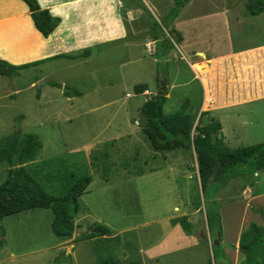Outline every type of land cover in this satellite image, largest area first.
Instances as JSON below:
<instances>
[{
  "label": "rangeland",
  "instance_id": "1",
  "mask_svg": "<svg viewBox=\"0 0 264 264\" xmlns=\"http://www.w3.org/2000/svg\"><path fill=\"white\" fill-rule=\"evenodd\" d=\"M8 1L0 0V18L11 13ZM18 1L19 7H27ZM174 3L165 2L164 8ZM145 12L151 31L160 32L158 18ZM156 14L163 17L158 11ZM22 28L0 27V35L23 44L29 38ZM139 32L133 25L126 38L93 46L89 48L91 55L85 58H50L39 66L21 69L14 77L0 76V138H9L17 129L40 138L43 147L24 165L39 171L35 177L42 186L58 195L62 192L63 173L80 171L92 177L80 198L76 230L70 238H60L53 232L51 209L33 208L6 216L2 220L5 243L0 247V264H209L210 257L214 258V238L205 212L199 208L204 199L195 151H157L142 130L141 107L163 90V82L164 92L168 91V83L176 86L164 106L167 114L181 110L187 99L188 111L196 113L201 102L200 86L189 81V66L183 60L178 82L173 76L176 60L168 61L161 53L153 55ZM165 32L170 37L169 29L165 28ZM13 51H7L8 55L0 53V58L5 56L14 63ZM145 83L150 93H138V86ZM262 120L257 127H264ZM233 126L226 123L227 135ZM261 142L264 134L242 140L232 137L227 145L237 148ZM9 168L8 162L0 161V184L6 180ZM247 184H255L251 189L257 193L264 192V169L231 179L216 194L210 185L205 197H215L220 205L233 198L245 199ZM232 211L225 209L224 223L233 230ZM183 216L195 225L198 252L196 247H189L166 254L159 262L147 263L143 254L146 247L164 250L173 248L176 242L181 246L192 242L183 228L180 231L186 238L178 229L171 230L176 225L174 221ZM241 216L254 221L251 214ZM95 223L109 227L112 234L85 240L79 237ZM229 235L232 240L233 235Z\"/></svg>",
  "mask_w": 264,
  "mask_h": 264
},
{
  "label": "crops",
  "instance_id": "2",
  "mask_svg": "<svg viewBox=\"0 0 264 264\" xmlns=\"http://www.w3.org/2000/svg\"><path fill=\"white\" fill-rule=\"evenodd\" d=\"M38 1L42 8L49 9L53 15L61 18L57 29L48 37L36 29L28 6L19 7L18 0H9L11 13L0 18V27L21 25L22 32H26L23 33L29 38L21 44L0 35V53L8 55L7 51L15 50L12 52L14 64L24 63L25 59L35 60L62 53H80L86 48L112 43L126 38L128 30L132 31L134 25L143 35V41L150 46L149 50L153 55L161 53L168 61L176 60L173 76L177 81L180 79L182 60L189 66V81L198 82L201 102L195 113L193 110L188 111L190 103L188 99L185 100L187 112L199 118L203 112H207L206 120L218 119L222 123V135L226 143L232 137L242 140L247 139L249 135L264 134V127L256 126L264 119V11L252 15L246 5L248 0H224V3L202 4L190 0L180 9L172 23V27L180 35L178 42H174L171 34L169 37L165 31H155L154 34L150 28L152 24L146 19L145 11H149L162 25L163 19L173 8H169V5L164 8V3L171 0ZM15 8L18 9L14 10ZM157 11L162 13L161 19L157 16ZM173 36L176 38L177 33ZM159 37L172 40L174 47L167 53L164 51L166 47L160 51ZM16 50L18 54H15ZM168 84L170 86L168 85L167 101L172 98L171 93L176 88L175 83ZM147 92L150 93L149 85L143 94H149ZM226 123L234 125L230 135H227ZM254 185H246L243 193L247 198H233L225 201L220 207L223 225L221 243L224 254L232 264H239L245 259V254L239 249L242 232L252 222L264 226V214L259 211V208L264 207V192L257 193L252 190ZM240 204L244 207L243 214ZM226 208L233 209V230L224 223ZM246 214H251V220L254 221L243 220L241 215ZM181 228L180 224H176L171 230L180 231ZM180 234L186 238L181 231ZM229 234L233 235L232 240L229 239ZM189 239L192 240L189 244L181 246L176 242L173 248L165 247L164 250L163 247H146L143 254L149 263L148 261L159 262L166 254L183 251L189 247H196L195 251L198 252L197 247L200 244L195 236L189 235ZM230 244L236 245L237 248L230 247Z\"/></svg>",
  "mask_w": 264,
  "mask_h": 264
},
{
  "label": "trees",
  "instance_id": "3",
  "mask_svg": "<svg viewBox=\"0 0 264 264\" xmlns=\"http://www.w3.org/2000/svg\"><path fill=\"white\" fill-rule=\"evenodd\" d=\"M24 1L31 13L36 29L43 36L48 37L59 26L61 18L44 9L38 0ZM190 0H175V5L162 22L160 32L165 28L174 40L178 42L180 35L172 27L173 20L180 9ZM247 8L252 15L264 11V0H248ZM159 32V33H160ZM177 33V37L173 36ZM158 39V38H157ZM161 39V37H159ZM168 52L174 43L172 40L161 39L159 50ZM169 46V47H168ZM91 50L86 48L81 53H62L50 58L78 59L90 56ZM163 56V54H161ZM36 60L24 64H14L0 58V76L14 77L23 68L39 66L46 60ZM61 86L59 83H52ZM138 93L148 89L147 84L138 86ZM167 101V92L156 94L148 98L141 107L144 122L142 130L146 134L153 149L161 152L176 149H191L197 155L199 178L203 191L204 201L199 203L201 211L205 212L210 235L214 238L213 254L209 264H232L224 254L222 247L223 225L220 212V202L217 199H206L205 191L212 185L215 194L233 178H241L246 174L264 169V142L231 148L222 135V123L211 118L205 119L207 112H203L196 124V115L187 112V104L172 114L164 111ZM43 147L40 138L33 133H23L17 129L9 138H0V161L10 165L6 180L0 184V247L5 243V228L2 220L12 214H18L33 208L51 209L54 212L52 230L60 238H70L76 230L75 218L80 210V198L87 191L92 177L81 174L80 171L63 173L62 192L55 195L48 192L35 177L38 170H30L24 163ZM202 204L204 205L202 207ZM264 213V208H259ZM179 223L188 235H194L195 225L188 221L186 216L178 218L174 224ZM112 230L100 223H95L90 231L81 234L83 240L111 235ZM237 248L236 245H231ZM239 247L245 254V259L239 264H264V226L252 222L240 237ZM224 261V263H220ZM115 264V263H112Z\"/></svg>",
  "mask_w": 264,
  "mask_h": 264
},
{
  "label": "water",
  "instance_id": "4",
  "mask_svg": "<svg viewBox=\"0 0 264 264\" xmlns=\"http://www.w3.org/2000/svg\"><path fill=\"white\" fill-rule=\"evenodd\" d=\"M163 90L160 93H164V90L166 89V85L163 82V86H162Z\"/></svg>",
  "mask_w": 264,
  "mask_h": 264
}]
</instances>
